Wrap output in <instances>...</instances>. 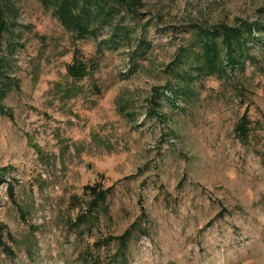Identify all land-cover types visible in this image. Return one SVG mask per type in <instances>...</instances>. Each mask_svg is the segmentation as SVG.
Instances as JSON below:
<instances>
[{
  "label": "rangeland",
  "instance_id": "obj_1",
  "mask_svg": "<svg viewBox=\"0 0 264 264\" xmlns=\"http://www.w3.org/2000/svg\"><path fill=\"white\" fill-rule=\"evenodd\" d=\"M11 4L0 264H118L127 230L126 264H264V29L226 79L176 61L192 26H264V0H138L83 40L38 0ZM94 185L106 210L74 226Z\"/></svg>",
  "mask_w": 264,
  "mask_h": 264
},
{
  "label": "trees",
  "instance_id": "obj_2",
  "mask_svg": "<svg viewBox=\"0 0 264 264\" xmlns=\"http://www.w3.org/2000/svg\"><path fill=\"white\" fill-rule=\"evenodd\" d=\"M43 6L51 7L59 24L68 32H71L76 40H83L95 35L98 24L111 19L117 12L116 7H123L131 14H136L132 5L138 0H38ZM11 0H0V115L10 113L4 107L3 101L16 83L7 74V58L1 54V40L5 33L10 32L5 11L11 10ZM264 29L263 21H240L237 25L228 26L221 24L212 28L192 26L193 42L181 50L177 57V63H181L189 54L194 56V68L197 75L216 76L220 80L226 79L233 68L244 70L248 60H252L250 46L260 43V33ZM125 34V30L122 31ZM85 69L79 68L78 72ZM71 72V71H70ZM77 72V73H78ZM72 73V72H71ZM192 80V79H190ZM173 90L172 88H169ZM181 87H176V90ZM156 109L161 108L160 101L153 103ZM153 114L158 112L154 110ZM245 121V120H243ZM246 123V121H245ZM237 133L243 140L247 136V128L244 124L237 127ZM1 179V175H0ZM90 197L85 212L81 213L73 223L74 226L83 224L93 225L97 212L105 211L107 192L111 189H103L100 185L86 188ZM222 209L217 217L224 216ZM137 234H145L146 229L133 225ZM130 228V229H131ZM132 236L127 230L123 235L115 237L120 249L114 256L118 264H126V243Z\"/></svg>",
  "mask_w": 264,
  "mask_h": 264
}]
</instances>
